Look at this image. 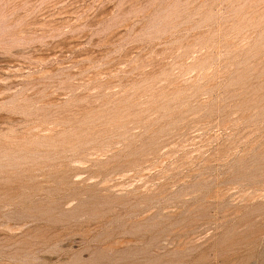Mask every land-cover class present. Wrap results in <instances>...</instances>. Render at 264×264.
<instances>
[{"label":"rangeland","instance_id":"rangeland-1","mask_svg":"<svg viewBox=\"0 0 264 264\" xmlns=\"http://www.w3.org/2000/svg\"><path fill=\"white\" fill-rule=\"evenodd\" d=\"M0 264H264V0H0Z\"/></svg>","mask_w":264,"mask_h":264}]
</instances>
